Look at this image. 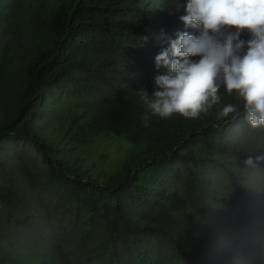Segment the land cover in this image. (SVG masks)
I'll use <instances>...</instances> for the list:
<instances>
[{"label": "trees", "instance_id": "trees-1", "mask_svg": "<svg viewBox=\"0 0 264 264\" xmlns=\"http://www.w3.org/2000/svg\"><path fill=\"white\" fill-rule=\"evenodd\" d=\"M175 2L0 0V161L18 140L43 160L0 182V264H219L250 228L264 237V160L243 164L264 127L215 104L161 117L142 98L159 32L182 22ZM100 134L131 144L123 160L104 161ZM40 184L56 195L39 205L49 223L19 244Z\"/></svg>", "mask_w": 264, "mask_h": 264}, {"label": "clouds", "instance_id": "clouds-1", "mask_svg": "<svg viewBox=\"0 0 264 264\" xmlns=\"http://www.w3.org/2000/svg\"><path fill=\"white\" fill-rule=\"evenodd\" d=\"M179 1L182 22L174 25L173 36L158 34L163 46L153 56L151 94L140 90L147 107L161 117L178 112L195 118L215 104L218 117L240 114L251 127H264V0ZM221 89L233 102L221 103ZM261 160L264 152H257L243 164ZM238 244L232 259L219 264H243L248 248L261 254L264 237L250 228ZM63 264L83 263L65 256Z\"/></svg>", "mask_w": 264, "mask_h": 264}, {"label": "rangeland", "instance_id": "rangeland-1", "mask_svg": "<svg viewBox=\"0 0 264 264\" xmlns=\"http://www.w3.org/2000/svg\"><path fill=\"white\" fill-rule=\"evenodd\" d=\"M177 4H183V2H175ZM17 152L11 147L6 148L1 153V161H0V182L7 183L8 178L4 176V173H9L17 178L21 175V170L24 167H39L43 164V160L40 159L39 153L36 151L33 145L29 143H25L21 140H18L16 143ZM93 146L96 149L97 153H106L104 156L107 162L110 160L121 161L125 156V151L131 148V144L124 138H115L108 137L104 134H100L93 141ZM99 155H103V154ZM26 179V177H25ZM36 192V193H35ZM30 195L35 193L36 196H40L36 200L38 213L32 218L30 224H26L24 227L13 226V240L19 244H23V242H30L33 239H37L41 235V231L45 230L47 226L46 222L49 223V219H46L41 213L45 211H40V206L43 203H50L54 200L56 195H53L48 188H45L43 185H38L36 191L29 190ZM40 205V206H39ZM36 236V238L34 237ZM46 239L43 237L40 239V243L45 242ZM251 249H247L246 253H244V263L243 264H264V250L261 251V254H258L256 257Z\"/></svg>", "mask_w": 264, "mask_h": 264}]
</instances>
